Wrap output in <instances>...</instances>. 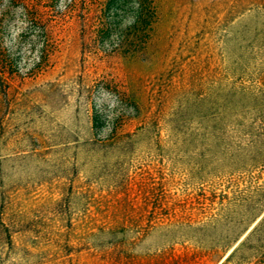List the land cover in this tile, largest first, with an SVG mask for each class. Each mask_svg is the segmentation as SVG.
<instances>
[{"label": "rangeland", "instance_id": "obj_1", "mask_svg": "<svg viewBox=\"0 0 264 264\" xmlns=\"http://www.w3.org/2000/svg\"><path fill=\"white\" fill-rule=\"evenodd\" d=\"M0 264H264V0H0Z\"/></svg>", "mask_w": 264, "mask_h": 264}, {"label": "trees", "instance_id": "obj_2", "mask_svg": "<svg viewBox=\"0 0 264 264\" xmlns=\"http://www.w3.org/2000/svg\"><path fill=\"white\" fill-rule=\"evenodd\" d=\"M148 13H149V15L150 14L152 15L153 14V10L151 8H149Z\"/></svg>", "mask_w": 264, "mask_h": 264}]
</instances>
